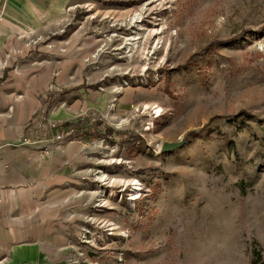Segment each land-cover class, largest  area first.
Instances as JSON below:
<instances>
[{
    "label": "rangeland",
    "instance_id": "374dc122",
    "mask_svg": "<svg viewBox=\"0 0 264 264\" xmlns=\"http://www.w3.org/2000/svg\"><path fill=\"white\" fill-rule=\"evenodd\" d=\"M21 41L0 84L31 90L62 264L264 260V0H70ZM87 115L120 135L52 138Z\"/></svg>",
    "mask_w": 264,
    "mask_h": 264
},
{
    "label": "crops",
    "instance_id": "0c3cea01",
    "mask_svg": "<svg viewBox=\"0 0 264 264\" xmlns=\"http://www.w3.org/2000/svg\"><path fill=\"white\" fill-rule=\"evenodd\" d=\"M70 0H0V77L23 35H43L60 20ZM47 48V47H46ZM23 79V78H22ZM4 80V81H3ZM0 84V264H62L60 235L48 223L57 216L47 204L52 189L46 153L16 148L35 103L30 88L6 77ZM11 83V84H10ZM36 157V158H35ZM35 158V159H34ZM33 159V160H32ZM44 159V160H43ZM51 187V186H49ZM49 192V193H47Z\"/></svg>",
    "mask_w": 264,
    "mask_h": 264
},
{
    "label": "trees",
    "instance_id": "16d2710c",
    "mask_svg": "<svg viewBox=\"0 0 264 264\" xmlns=\"http://www.w3.org/2000/svg\"><path fill=\"white\" fill-rule=\"evenodd\" d=\"M219 44L220 43H214L210 45L207 48L208 54L213 51L212 49L214 46ZM242 116L243 114H239L237 116H234V119H238ZM51 134L62 136L72 134L74 139H84L85 141H89L93 138H112L120 135V133L112 131L111 128L104 124V122L96 120L92 115H87L81 121L76 123L66 122L64 124H55L54 127L51 129ZM136 139L137 141L140 140V138L138 137H130L129 141ZM250 264H264V260L262 258L260 250L256 248L252 249Z\"/></svg>",
    "mask_w": 264,
    "mask_h": 264
},
{
    "label": "bare ground",
    "instance_id": "6f19581e",
    "mask_svg": "<svg viewBox=\"0 0 264 264\" xmlns=\"http://www.w3.org/2000/svg\"><path fill=\"white\" fill-rule=\"evenodd\" d=\"M132 39H133V38H132ZM150 108H152V107H150V106H146V109H150ZM153 109H156V110H155V113H157L158 116H159L160 113H161V109L158 108V107H154ZM156 142H157V141H154V144H155ZM154 144H153V145H154ZM154 147H155L154 152H155L156 154H158V153L161 151V149H162V143H159L158 145H154Z\"/></svg>",
    "mask_w": 264,
    "mask_h": 264
},
{
    "label": "water",
    "instance_id": "95a60500",
    "mask_svg": "<svg viewBox=\"0 0 264 264\" xmlns=\"http://www.w3.org/2000/svg\"><path fill=\"white\" fill-rule=\"evenodd\" d=\"M178 147V144H163L162 151H171Z\"/></svg>",
    "mask_w": 264,
    "mask_h": 264
},
{
    "label": "built area",
    "instance_id": "2783aa9c",
    "mask_svg": "<svg viewBox=\"0 0 264 264\" xmlns=\"http://www.w3.org/2000/svg\"><path fill=\"white\" fill-rule=\"evenodd\" d=\"M3 1V0H2ZM28 125H30V123H28L27 124V126H25V128H28ZM54 127V125H52V127H51V129ZM51 129H50V132H51ZM51 136H52V138L54 139V140H59V139H61L63 136L62 135H52L51 134Z\"/></svg>",
    "mask_w": 264,
    "mask_h": 264
}]
</instances>
